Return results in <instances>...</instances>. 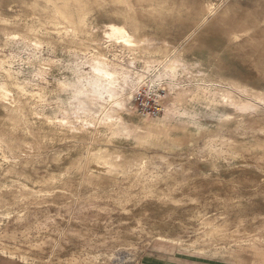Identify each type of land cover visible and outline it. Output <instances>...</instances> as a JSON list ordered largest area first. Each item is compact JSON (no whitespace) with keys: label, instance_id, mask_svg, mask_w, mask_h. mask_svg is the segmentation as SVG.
<instances>
[{"label":"rangeland","instance_id":"rangeland-1","mask_svg":"<svg viewBox=\"0 0 264 264\" xmlns=\"http://www.w3.org/2000/svg\"><path fill=\"white\" fill-rule=\"evenodd\" d=\"M65 1L67 18L57 14L52 0H0V86L8 91L0 89V253L22 264H137L141 252L160 239L147 243L141 234L119 249L91 233L82 235L71 220L100 215L111 227L122 226L123 208L144 195L137 169L148 173L161 155L194 165L218 162L228 154L207 151L206 142L244 138L248 129L236 130L243 118L248 127L264 128V104L215 73L219 86L210 85L201 64L191 63L174 79L161 76L169 60L188 63L186 51L203 47L195 36L199 30L185 26V17L201 21L224 8L255 12L264 9V0H133L131 10L122 0ZM113 17L134 32L132 44L111 35L106 23ZM178 17L182 22H173ZM11 32L17 37L6 35ZM34 35L41 38L37 46ZM95 67H104L118 83L126 81L115 99L103 90L104 100L96 99L97 87L108 85L96 83ZM124 96L127 107L114 104ZM223 114L231 117L228 123ZM197 173L188 167L179 180ZM178 185L154 193L153 202L182 209L187 199ZM232 193L264 214V192ZM227 216L214 214L198 226L178 228L180 244L160 241L234 264H264V222L252 235L231 236L218 229ZM45 224L55 232L43 233ZM48 235L55 236V250L43 243ZM58 241L69 244L63 254ZM36 243H43L40 250Z\"/></svg>","mask_w":264,"mask_h":264},{"label":"bare ground","instance_id":"bare-ground-1","mask_svg":"<svg viewBox=\"0 0 264 264\" xmlns=\"http://www.w3.org/2000/svg\"><path fill=\"white\" fill-rule=\"evenodd\" d=\"M52 1L57 14L67 18L64 11L66 1ZM14 4L15 1H10L11 6ZM132 4L133 0H122V5L127 10H131ZM209 15L205 16L201 21L192 16H187L183 19V22L186 24L185 26L199 30L195 36L199 40V43L202 42L203 47L186 51L185 58L188 63L181 59L169 60L163 67L161 76L169 74L174 79L179 72L188 71L191 63H199L201 64L203 77L206 81H210L208 82L210 85L219 86L218 82H216V77H214L216 74L223 79L233 82L232 86L236 89V92L249 95V97L252 96L253 98L250 97L251 100L264 104V9L262 8L253 12L246 9L237 11L224 8L216 17L210 18L211 16L209 17ZM173 22H182V19L178 17ZM106 24L110 28L111 35L122 37L126 40V44L134 42V32L130 31L124 21L113 17L109 18ZM104 34H107V32ZM6 35L17 37V34L13 32ZM33 37L35 39L34 44L36 46L39 45L37 42L41 39L40 36L34 35ZM151 65L155 64L151 63ZM94 70L97 73L96 83L100 85V80H104L108 85L107 89H104V86L103 89L98 88L99 86L97 87V90H95L97 100H104L103 92H106L111 99L117 95L116 90L121 91V89L126 88V81L118 83V80L112 78V73L108 72L104 67H95ZM129 70L131 71V69ZM125 78H128L131 82L133 80H131L130 74H127ZM240 88L242 89L240 90ZM0 89L4 90L5 93L8 92L3 85L0 86ZM127 96L118 100L116 99L115 103H113L125 108L127 107ZM229 99L230 101L234 100L231 96H229ZM222 116V120L226 123L231 119L227 114H223ZM241 121V124L237 125L236 130L241 126L245 130L248 129L245 132L244 138H225L223 136L218 139L216 135L218 140L209 141L203 145L211 153L228 154L227 157L218 162L214 160H201L197 162L198 164L194 165L187 161L173 160L168 155H161L160 164L152 166V170L148 173L143 172V168L137 169L136 180L144 184V195L138 203L133 204L129 208H123L120 215L124 221L122 226L111 227L105 223L104 216L98 215V217H93L91 215L79 214L71 220L72 228L82 235L91 233L96 236L98 241L109 242L114 247H120L119 249L132 243L134 244V242L141 238V234H144L142 237L147 243L153 239H170L172 244H180L182 238L178 234V228H182L186 224L198 226L202 222H206L211 215L225 213L229 217L227 216V219L224 220L225 227L218 228L221 233H230L231 236H236V234H254L257 228L264 222V214L256 211L250 202L247 203L241 200L239 195L232 192H235L239 188H241L242 192L244 191V193L251 195L264 192V128L248 127L244 118ZM144 164L146 163L144 162ZM188 167L195 168L199 171V174L197 173L180 181L179 179L182 178L183 171ZM181 182L182 185L178 188V191L183 196V199H187L182 209L163 208L158 203L153 202L154 193L164 188L169 189L176 184L180 185ZM49 220L51 222L53 219ZM42 230L43 233H53L54 231L49 225L44 226ZM211 230L213 229L211 228ZM51 235L46 236L47 239H44L43 243L55 250L53 245L55 242L53 237L55 236L52 237ZM75 243L78 244V242ZM144 243H141L142 246ZM42 245L36 243L33 246L37 249L38 247H42ZM68 245L67 242L58 241L55 246L62 253V250L69 247ZM14 248L17 249V247ZM8 249L10 248L8 247ZM38 249L40 250L41 248ZM13 250L12 248V253H18L16 252L18 250ZM19 254L23 256L24 253ZM21 256L19 255V257ZM70 261L68 264H71ZM58 262L60 263L59 260Z\"/></svg>","mask_w":264,"mask_h":264},{"label":"crops","instance_id":"crops-1","mask_svg":"<svg viewBox=\"0 0 264 264\" xmlns=\"http://www.w3.org/2000/svg\"><path fill=\"white\" fill-rule=\"evenodd\" d=\"M0 264H22L0 253ZM137 264H234L229 259L188 253L165 241L151 242L139 255Z\"/></svg>","mask_w":264,"mask_h":264},{"label":"built area","instance_id":"built-area-1","mask_svg":"<svg viewBox=\"0 0 264 264\" xmlns=\"http://www.w3.org/2000/svg\"><path fill=\"white\" fill-rule=\"evenodd\" d=\"M139 105L142 106V107H147V106L145 105V103H143V102H140Z\"/></svg>","mask_w":264,"mask_h":264}]
</instances>
